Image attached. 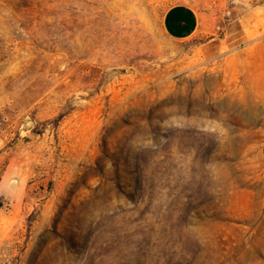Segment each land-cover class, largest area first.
<instances>
[{
	"label": "rangeland",
	"instance_id": "1",
	"mask_svg": "<svg viewBox=\"0 0 264 264\" xmlns=\"http://www.w3.org/2000/svg\"><path fill=\"white\" fill-rule=\"evenodd\" d=\"M0 264H264V0H0Z\"/></svg>",
	"mask_w": 264,
	"mask_h": 264
},
{
	"label": "crops",
	"instance_id": "2",
	"mask_svg": "<svg viewBox=\"0 0 264 264\" xmlns=\"http://www.w3.org/2000/svg\"><path fill=\"white\" fill-rule=\"evenodd\" d=\"M201 17L191 4L179 2L171 5L162 18V28L173 39H186L199 29Z\"/></svg>",
	"mask_w": 264,
	"mask_h": 264
}]
</instances>
